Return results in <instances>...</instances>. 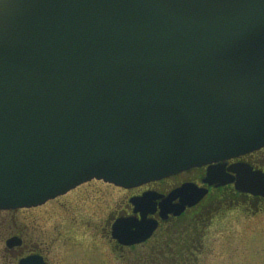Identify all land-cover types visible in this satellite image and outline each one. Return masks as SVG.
I'll use <instances>...</instances> for the list:
<instances>
[{
	"label": "water",
	"instance_id": "1",
	"mask_svg": "<svg viewBox=\"0 0 264 264\" xmlns=\"http://www.w3.org/2000/svg\"><path fill=\"white\" fill-rule=\"evenodd\" d=\"M262 147L264 0H0V209Z\"/></svg>",
	"mask_w": 264,
	"mask_h": 264
},
{
	"label": "flooded vegetation",
	"instance_id": "2",
	"mask_svg": "<svg viewBox=\"0 0 264 264\" xmlns=\"http://www.w3.org/2000/svg\"><path fill=\"white\" fill-rule=\"evenodd\" d=\"M237 163L264 172V148L134 187L92 179L44 204L20 208L24 211L13 234L12 211L0 210V234L8 232L0 236L8 264H214L210 261L215 257L228 264H239L236 259L245 264L251 249L247 231L243 235L240 230L230 231L237 226L249 228L243 223L264 212V197L241 192L233 182L221 186L207 182L211 166H221L236 176L229 168ZM185 184L207 189V193L194 204L185 203L191 193L176 192ZM107 186L114 192H102ZM146 195L148 199L139 200ZM48 204L52 208L43 209ZM43 212L52 213L46 228L31 225ZM143 215L155 229L140 240L138 223ZM124 220L133 224L116 225ZM218 228L227 241L218 242ZM11 238L18 245L9 247ZM242 248L243 257L236 258Z\"/></svg>",
	"mask_w": 264,
	"mask_h": 264
},
{
	"label": "rangeland",
	"instance_id": "3",
	"mask_svg": "<svg viewBox=\"0 0 264 264\" xmlns=\"http://www.w3.org/2000/svg\"><path fill=\"white\" fill-rule=\"evenodd\" d=\"M102 192H114V190L110 187V186H107L105 188H102ZM52 208V206L50 204L46 205V207H43V209H50ZM12 211V214H11V219H12V226H11V233L13 234L15 231L18 232L17 228H18V225L20 224V221H21V213L24 211H22L20 208L19 209H11ZM0 217H3L0 216ZM47 218H52V213H49V214H46L45 212H43L41 214V217H39L38 221H35L37 218L34 219L35 222H31V225L35 224L36 226H40L44 227V229L46 228V225H47ZM239 223H232V226L235 227L237 226ZM243 224H246V225H249V228H241L239 226H237L235 228V230H231L230 228V232L232 233L233 231H241L242 235H243V230L247 231L246 232V239L247 240H250L251 242V249H250V255H249V258L250 260L249 261H246L245 264H264V212H261L259 215L255 216V217H252L250 219V221L248 223H243ZM216 230H219L217 233H216V236H217V240L218 242L219 241H227L226 239V235H221L222 233L220 232L221 229H216ZM3 235V236H7L8 235V232H5V231H1V234L0 236ZM224 238H223V237ZM235 240H239L238 236L235 237ZM47 241V240H46ZM242 241H244V239H242ZM4 242L0 239V264H8L10 262V260L8 259V257L6 256L5 254V249H4ZM243 248L241 249L240 251V255L239 254H236V258L238 256H241L243 257ZM237 262H239L240 264V260H237ZM214 264H228L229 262L227 260H222V259H219L217 257L213 258L212 261H210ZM241 264H243L241 262Z\"/></svg>",
	"mask_w": 264,
	"mask_h": 264
}]
</instances>
